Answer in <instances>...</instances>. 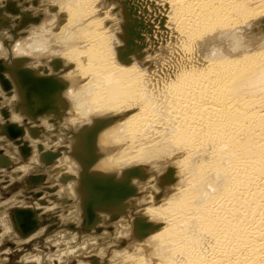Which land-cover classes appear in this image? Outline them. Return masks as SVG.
<instances>
[{
  "label": "bare ground",
  "instance_id": "bare-ground-1",
  "mask_svg": "<svg viewBox=\"0 0 264 264\" xmlns=\"http://www.w3.org/2000/svg\"><path fill=\"white\" fill-rule=\"evenodd\" d=\"M42 3L38 28L36 14L20 12L31 33L10 52L11 65L0 63V81L15 88L21 117L43 126L53 117L33 163L53 166L61 154L48 171L74 199L59 200L75 209L71 219L83 222V211L88 225L120 227L119 239L132 244L112 264H264V0ZM3 12L6 28L13 18ZM28 57L32 69L60 60L78 68L66 88L22 68ZM146 190L152 196L137 199ZM113 206L109 221L93 219ZM126 215L131 222L118 220ZM16 218L39 222L31 210Z\"/></svg>",
  "mask_w": 264,
  "mask_h": 264
},
{
  "label": "rangeland",
  "instance_id": "rangeland-1",
  "mask_svg": "<svg viewBox=\"0 0 264 264\" xmlns=\"http://www.w3.org/2000/svg\"><path fill=\"white\" fill-rule=\"evenodd\" d=\"M14 1H15V5L17 4L20 10L19 13L16 14L9 10L7 6L8 4L7 0H0V9L4 11L3 13L5 14V16L7 15L13 18L12 23L10 21V24L6 28L0 27V33H1L0 51L2 50L5 53V55L4 53H2L4 57L0 55V63L6 60L5 64H8L7 66L11 65L9 61L10 60L9 55H11L10 52H13L12 50L13 49L15 50L16 45L18 46L19 42L22 43V41L27 39L31 33V29H25L26 23L25 21H23L24 16H22L21 15L22 13L20 12H23V15L24 12L27 11L30 14L33 15L36 14V16L34 15V17L38 18L39 22L35 21L32 24L31 23L30 24L33 25V27H37V28L40 27V25L42 24L41 21L43 19L41 17L43 16L42 14H44L43 3H42L43 0H14ZM30 7H32V9H30ZM17 21L21 23L18 27H15L16 26L15 23ZM5 38L8 40H6ZM19 57L27 58V56H19ZM20 58H17L16 61L23 60ZM28 59H30V62H25L24 65L21 66L22 68L26 66L25 67L26 69L33 71V73L35 74L37 73L36 75L39 77L58 78V80L62 81L63 84H67L66 88L69 87L67 80L70 81L69 77L67 76L68 73L78 68L76 63L68 64L65 63L66 60L65 61L60 60L61 63L60 65L61 68L59 67L60 70H58L59 68H57L59 66L57 63L55 64L56 66L53 67L54 65L53 61L50 62L51 68L49 67V65L48 66L46 64L42 65L40 63L38 65L36 64L38 68L32 69L33 68L32 65L34 63L31 62V57L30 58L28 57ZM8 61L9 63H7ZM55 68L56 70H58L57 72H55L56 70L53 71ZM50 69L51 72L49 71L50 74L48 75V70ZM60 75L61 77L59 78L58 76ZM6 76L7 78H9V80L11 79L9 73H6ZM81 81L82 84L87 83V80L84 77L81 78ZM13 87H15L14 84ZM66 88L64 89V91L67 90ZM12 93L13 94L15 93V88L14 89L12 88V91H10L5 86V84L2 81H0V264H39L37 260L29 261L32 258L33 259L41 258L42 261L48 259L47 260L48 262L45 261L43 264H97L95 260L96 261L99 260V262L101 260L100 264H112L115 255L124 250H129L128 247L132 244V241L129 239H127L128 241L124 240L127 238V237L125 238L124 236L122 237L124 241H121L122 239H119L118 232L121 231L119 226L110 225V226L102 227L101 225V227L100 226L98 227V226L88 225L87 218H85V213H82L83 211L81 212L82 216H84V218L82 217L83 222L76 223L75 219L74 221L73 219H71L72 218L71 213L75 209H73V207L64 208L59 200L64 199L65 197L64 200H68L70 202L69 204H73L72 202L74 201V199L70 196L65 195L66 194L65 191L61 189L63 184H61L59 179H58L59 181H56L57 179L52 175H50L51 173L49 174L48 171V167L54 169V167H57L59 165V159H60L59 156L61 154L57 155L58 159L56 158V163L55 164L53 163V166L51 163H48L47 165L38 163V166H36L37 168L36 167L34 168L35 166L34 161H37L36 155L39 153L37 146L39 143H42L39 145H46L44 144L45 141L43 142L41 139L44 140L45 138H48L47 136L44 138V131L46 130L45 127L47 125H49L50 128L53 127L51 122L53 120V117L47 118V121L49 123H47L46 126L45 125L43 126L42 124L40 125V123L42 122L40 118L38 119V122L36 124V122L34 121L32 122V120H30L29 117H21L22 112L21 110L16 108V106H18V104H16L17 100ZM11 98L12 101H10V103H7ZM19 100H20L19 103H21L20 97ZM36 101L37 100L35 99L34 102L38 103ZM56 104L57 102L55 99L54 105ZM61 104L65 106L62 101ZM23 108L24 107H22V109ZM69 109L70 108H68V111L65 112L64 114L65 117L70 116L71 111H69ZM74 110L76 111V107H74ZM24 111L27 110L25 109ZM71 116L69 117V119L71 118ZM16 117L21 119V121L17 120ZM69 119H67V121ZM30 128L31 130L36 129L39 132L35 133L36 131H34V133L33 132L30 133V131H28L30 130ZM67 128L68 127H66V130H68ZM32 134L35 137L29 136ZM49 142L50 141H48V143ZM50 143L54 144L55 142L51 141ZM26 146H28L31 150L30 156L28 151H26L27 154L24 153V147ZM59 146L62 149L65 148L66 145L59 144L57 148H59ZM44 151L46 153L51 151L54 153L56 152L53 151L52 148H47ZM39 160H40V155H39ZM10 162L12 164H10ZM24 168H28V170H25ZM40 169L41 171L39 172ZM59 175H60L59 177L62 178L63 176L62 173ZM60 191H62V193L64 192L63 197H60V195H58ZM157 191H159V189ZM149 195L152 196L149 190L142 191L139 196L140 198L137 197V199H142L143 197L148 198ZM115 206H119V205L115 204ZM145 207H142V212L143 209H145ZM113 208L115 209L114 211L115 213L108 212L109 213L108 219H104L103 215H101L106 211L99 212V210L95 211V215L93 216V219L96 220L97 222L99 221V219L101 220V222H103L104 220L109 221L111 216L115 215L116 213H119L117 211L118 209H116L117 207L115 208L113 206ZM25 210H31L34 213V215H37L39 217L37 218L39 219V222L38 221L33 222L32 219H29V222H24L22 226H19L16 215L17 213ZM2 212L4 213V215L6 213L7 214L4 216ZM99 215H101L102 217ZM126 217H128V215L120 216L118 220H120L121 218L122 221L131 222L129 217L128 218ZM7 218L8 221L10 218L9 229L7 225L1 223V222H5L4 219H6L7 221ZM118 220H115L114 222L116 223V221ZM162 227L163 225L160 224L159 229L157 231H159ZM85 240L88 242V246L84 250L82 249L84 248L83 244L86 245L87 243ZM82 250H84V252H82ZM127 262L129 264H135V262L133 261H127Z\"/></svg>",
  "mask_w": 264,
  "mask_h": 264
}]
</instances>
